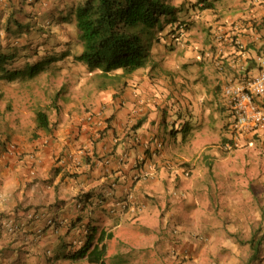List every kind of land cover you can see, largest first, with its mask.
Segmentation results:
<instances>
[{
	"label": "crops",
	"instance_id": "1",
	"mask_svg": "<svg viewBox=\"0 0 264 264\" xmlns=\"http://www.w3.org/2000/svg\"><path fill=\"white\" fill-rule=\"evenodd\" d=\"M21 1L0 0V15H8L13 5L19 9ZM68 1L50 2L61 15H67L71 11L66 6ZM217 1L220 0L215 1L210 20L202 24L210 30L204 39L203 56L211 77H201L205 91L194 88L193 98L197 101H190L187 107L193 121L184 120L183 124V116L170 118L174 123H182L181 128L175 127L177 133H172L174 127L167 128L170 119L162 121L166 119L167 102L161 106L151 96L160 93L168 100L169 95L180 94L179 87L188 88L184 80L181 82L182 69L176 63L183 59L182 54H187L184 41H188L185 37L192 33V28L175 39L178 42L173 45V53L150 66V72L145 68L129 75L119 95L114 88L112 92L102 90L92 112L86 106L90 109L87 114L82 101L68 102L64 111L53 119L57 124L51 133L42 134L27 148L0 156V264H76L78 261L70 260L67 255L81 249L89 234L101 229L112 232L114 237L121 234L124 252L137 249L141 254L149 248L155 251L144 258L139 255L142 260L136 262L165 264L164 259L175 253L171 247L176 242L171 240V247L167 244L168 239H173L174 224L178 225L174 234L180 238V244H174L180 247L176 264L186 257L192 259L182 264L197 263L193 257L199 240L193 239L187 230L179 234L189 228L180 221L182 212L178 205L181 202L192 206L197 198L194 196L203 189L208 206L217 204L208 183L197 180V187L195 178L205 172L206 159L212 152L209 135L216 125L229 123L223 88L230 78L257 74L256 69L259 73L257 57L264 53V0H223L218 10ZM47 3L42 0L34 8L26 9L29 13L42 14L49 7ZM24 23L28 28L24 27L23 33L8 34L1 29L2 43L24 44L22 34L36 28L31 16ZM177 44L185 48L177 51ZM18 58L15 56L14 60ZM162 61L169 63L162 65ZM219 62H224L223 68ZM193 73L190 70L191 80L196 81ZM182 130L185 133L180 138ZM260 140L264 142V136ZM190 161L192 175L186 178L183 164L188 166ZM225 173L228 177L231 172ZM230 201L234 202L232 205L254 206L239 209V214L247 220L250 216L262 220L261 198L246 194ZM151 204L160 208L157 223L153 220L156 212L149 207ZM138 220L143 223V229L136 235L137 242L146 236L151 242L145 248L129 244V233H133V223ZM112 239L107 242L108 253ZM227 252L235 255L233 249ZM108 253L106 261L110 262ZM236 255L234 262L243 264L240 253ZM150 256H155L152 262ZM260 259L259 264H264V257Z\"/></svg>",
	"mask_w": 264,
	"mask_h": 264
},
{
	"label": "rangeland",
	"instance_id": "2",
	"mask_svg": "<svg viewBox=\"0 0 264 264\" xmlns=\"http://www.w3.org/2000/svg\"><path fill=\"white\" fill-rule=\"evenodd\" d=\"M41 1L42 0L32 2L28 4V6L34 8L40 4ZM44 1L48 2L47 4L49 6L46 7L44 13L38 14L35 11H31L30 13L31 22L36 25V28L22 34V38L25 40L24 44H5H7L6 48L8 52H13L16 54L15 56H19L18 60L15 62L16 65H14L17 67L24 68L26 62L34 64L39 61L53 60L54 58L57 60L44 62L46 63V65L44 64L45 68L32 79L26 77L16 80L15 82H8L0 79V153L2 154L27 148L31 142L42 136L44 132L39 133V131L35 129L33 112L36 113L37 109H46L50 119L55 125L57 123L53 119L57 118L58 115L64 111L65 104L68 102L82 101L84 103L83 108H86V110L83 111L87 114L90 112V109L92 112V109L96 107L95 100H97V95L99 96L102 90L112 92L114 88V90H117L116 94L119 95V92L122 91V87L124 89L123 83L127 81L126 79L129 76L127 75L121 79L117 77L119 74L114 73L117 78L114 76L113 78H103L98 75L97 72L89 71L83 63L74 61V54H78L82 49L77 37L74 17L71 16L73 19L72 21H70L71 18L68 17V22L63 23V20L57 13L59 10L56 8L55 4L51 3V0ZM52 1L55 2V0ZM197 1L198 0H166L167 3L182 9V11H177L175 13V17L179 19L190 17L192 20L198 17V19H200L194 20L193 25L190 23L192 33L188 38L185 37V39L188 40L187 42L182 38L179 39L185 42L184 46L188 47V55L186 53L182 54V56L184 55L183 59L181 60V57H178L180 60L175 63L182 69L180 79L181 82L183 80L186 82L188 88L183 89V87H179L180 94L177 97L169 95L168 100H166L167 97H163L160 93H158L157 96H155V94L151 96L154 101L158 100L161 106L167 102L166 119L162 121H168L171 117L178 119L179 116H183L184 119H181L183 124L184 120L192 122L194 117L187 112V107L191 105L190 101H193L192 103H196L197 101L196 98H193L196 95L193 93L194 88L196 87L205 91L206 85L201 81V77H211V73L208 70L209 64H207V60L203 56L206 48L204 39L207 38V32H210V30L202 24H207V20H210L213 10H201L200 5H197ZM222 1L223 0L216 2L217 10L220 8L219 2ZM68 2L69 3L66 4L68 7L76 5V3H74L75 0H69ZM70 2L74 4L70 5L72 4ZM68 13L69 11H67V14ZM174 23L175 22L167 23L163 32H159L156 39L150 42L147 41L146 44L150 52V61L148 65L142 69L145 70V68H148V72H150V66L160 62L166 56L168 57V54L173 53V45L174 43L176 44L178 40H175V42L171 40L167 32L171 30L173 27L172 24ZM158 37L160 40H157ZM176 46L177 51L185 48L178 44ZM66 54H70V56H65ZM185 56H187V58H184ZM166 63L169 62H161L162 65ZM142 69L135 71L132 75L138 74V71ZM190 70L194 72V79L197 77L196 81L191 80L192 75L189 74ZM254 73H258V69H256ZM164 80L165 78H162V81ZM57 93H59L56 102L58 107L54 108L52 101ZM28 105L35 108L32 110L33 112L30 111ZM160 110H162V107H160ZM83 111L81 113H83ZM173 120L174 119L169 120L168 129L182 127V123L177 124V122L174 123ZM163 126L166 127L167 124L163 123ZM227 127L228 125L220 123L215 126L214 132L209 135L211 140L209 141V145H211L210 149L212 152L209 153L206 159L205 172H202L199 178L197 176L195 178L197 187L199 186L197 180L208 183L210 193L214 192V194H212L214 198H212L217 204L208 206L206 203V189L199 191L194 196L197 198L193 201L194 204L192 206L188 204L187 207L186 205L180 204V202L178 205L179 210L182 212L180 221L189 229H184L179 234L187 230L189 231L188 234H190L193 239L199 240L196 248V256L194 255L193 257L198 260L196 264H242L239 263V261H237V263L234 262L236 259L234 256H237L236 252H239V256L243 258V264H259L260 261H262L261 259L260 261L257 260L253 263H248V255L252 253V250L249 244L242 243L241 241L250 238L252 232L257 229H260V234H264V142L259 139L251 138L234 147L228 142V139H230L232 135ZM183 131L184 130L179 133L180 138H182L185 133ZM34 132H36L35 135L33 134ZM188 164L190 165L187 166V164H183V174L186 178H190L192 175V161ZM227 170L231 172L228 173V177L227 173H225ZM186 171L189 172L188 175H186ZM229 182H233L234 186H229ZM246 194L263 200L262 220H255L253 216H250L247 220L243 215L239 214V209L244 207L253 209L254 206H245L241 203L239 205L231 204L234 203L230 201L231 199L244 198ZM181 195L180 193V196ZM230 197L232 198L229 199ZM179 199H182V196ZM162 205L161 203L160 206ZM149 207L151 210H155L156 216L153 217V220L157 223L160 219V208L153 204L149 205ZM247 216L249 215H246V217ZM133 224V233H129V244L132 243L130 244L132 246H142V248L150 245L151 242L147 236L140 242L136 240V235L142 232L143 223L138 220ZM177 226V224L171 226L173 239L167 240L169 246L171 245L169 244L171 240L172 242H176L172 244V247L170 246L175 253L171 252L172 255L164 259L165 264H176V261L179 260L180 254L177 255L176 252L180 247L175 245L180 244L178 241L180 238L174 234V229H176ZM179 234L177 233V235ZM122 238L121 234L117 237L115 236L110 243L111 251L108 253V258L113 264H142L141 261H135L137 259L142 260L139 255H142L144 258L147 255L155 254L152 248L143 251L141 254L138 253L137 249L124 252ZM169 246L167 249L170 248ZM231 249L235 251L234 256L227 252H230ZM261 249L262 251L260 252L259 258H261V256L264 257V241ZM115 254L119 255L116 257ZM136 256L138 257L135 259ZM154 258L155 256H150V261L152 262ZM121 259L127 260L128 263L123 262ZM188 259L192 258L186 257L181 260L185 262ZM80 260L82 259L72 261H78L76 264H89L88 262ZM106 262H108L107 264L110 263L108 260ZM153 264L158 263L154 262Z\"/></svg>",
	"mask_w": 264,
	"mask_h": 264
},
{
	"label": "trees",
	"instance_id": "3",
	"mask_svg": "<svg viewBox=\"0 0 264 264\" xmlns=\"http://www.w3.org/2000/svg\"><path fill=\"white\" fill-rule=\"evenodd\" d=\"M215 1L198 0L197 5H200L201 10L214 9ZM30 3L22 0L19 9L13 5L8 15L5 13L0 15V30L5 29L8 34L23 33V28H28L24 22L30 17V13L26 9ZM70 10L67 15H61L60 11L57 13L63 23L68 22V17H74V25L82 49L78 54H74L73 59L83 63L89 71L97 72L103 78H113L114 76L123 79L146 67L150 61L147 41L156 39L159 32H163L167 23L172 22L175 23L167 33L171 40H175L182 33L187 32L190 29V23H192L190 17L181 19L175 17V13L182 9L167 3L166 0H83L76 6H71ZM73 19L71 18L70 21ZM157 40L160 38L158 37ZM6 45L2 43L0 37L1 80L15 82L26 77L32 79L45 68L44 64L46 65V63L44 62L57 60L54 58L34 64L26 62L24 68L17 67L14 66L16 65V60H14L16 54L8 52ZM65 56H70V54ZM114 73L119 76L116 77ZM58 95L59 93L52 101L54 108L58 107L56 105ZM29 109L32 111L35 108L29 106ZM33 114L36 131L44 132L42 134L45 135L51 133L55 123L50 119L48 111L40 108ZM35 133L33 134L35 135ZM172 133H177V129L173 128ZM228 142L232 143V140L228 139ZM260 233V229H257L252 232L250 238L241 241L249 244L252 250L248 263L260 261L259 257L264 241V234ZM113 237L114 234L106 229L94 231L89 234L82 248L67 255V258L86 260L89 264H107V242Z\"/></svg>",
	"mask_w": 264,
	"mask_h": 264
},
{
	"label": "built area",
	"instance_id": "4",
	"mask_svg": "<svg viewBox=\"0 0 264 264\" xmlns=\"http://www.w3.org/2000/svg\"><path fill=\"white\" fill-rule=\"evenodd\" d=\"M35 1L37 0H29ZM257 62L261 67L259 73L251 76L240 74L230 78L223 88L230 112L228 123V130L232 135L230 144L234 147L243 141L246 142L247 139L260 140L261 136H264V53L257 57ZM223 66L224 62H219V67ZM188 174L186 171V175Z\"/></svg>",
	"mask_w": 264,
	"mask_h": 264
},
{
	"label": "clouds",
	"instance_id": "5",
	"mask_svg": "<svg viewBox=\"0 0 264 264\" xmlns=\"http://www.w3.org/2000/svg\"><path fill=\"white\" fill-rule=\"evenodd\" d=\"M36 2H37V1H36ZM90 116L92 117L93 115H90ZM90 116H89V117H90ZM105 121H106V120H105ZM227 125H228V124H227ZM227 128H228V127H227ZM135 136L137 137V135H136V134H135ZM135 136H134V137H135ZM99 202H101V200H100Z\"/></svg>",
	"mask_w": 264,
	"mask_h": 264
}]
</instances>
